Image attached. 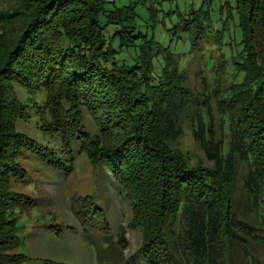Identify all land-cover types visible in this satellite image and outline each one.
<instances>
[{
	"label": "trees",
	"instance_id": "16d2710c",
	"mask_svg": "<svg viewBox=\"0 0 264 264\" xmlns=\"http://www.w3.org/2000/svg\"><path fill=\"white\" fill-rule=\"evenodd\" d=\"M10 2L3 17L19 20L0 63V264L29 258L17 250L15 210L38 201L11 187L26 175L19 156L26 149L54 168L70 169L55 150L15 130L13 83L48 92L63 145L76 142L92 163L102 162L133 189L132 225L142 239L126 263L141 255L145 264H263L264 0H235L238 33L229 39L225 28L214 31L201 5L189 10L192 18H181L178 37L187 40V56L199 54L201 70L223 77L196 92L175 33L161 40L159 0ZM205 49L218 52L205 58ZM227 67L241 76L225 79ZM81 107L97 132L85 126ZM185 125L201 150L198 163L174 146ZM71 203L83 230H109L91 197ZM123 234L115 241L109 235L108 247L124 246Z\"/></svg>",
	"mask_w": 264,
	"mask_h": 264
},
{
	"label": "rangeland",
	"instance_id": "374dc122",
	"mask_svg": "<svg viewBox=\"0 0 264 264\" xmlns=\"http://www.w3.org/2000/svg\"><path fill=\"white\" fill-rule=\"evenodd\" d=\"M234 3L235 0H159L156 8L159 9L157 25L161 29V40L167 38L166 32L175 33L173 43H177V47L181 48V57H187L184 62L187 79L195 92L200 91L202 87L207 89L216 87L218 80H222L223 77L213 78L212 73L206 70L207 67L201 70L203 65L198 58L199 54L187 56L189 49L187 40L178 37L180 33H184V30L178 28L177 24L182 22V17L192 18L195 12L188 14L189 10L198 9L201 5L205 10H209V19L214 31L225 28L226 39H229L231 35L238 33L236 26L238 18L234 14L236 12L233 8ZM11 4L10 0H0V63L19 20V16L10 20V23L4 19V11ZM200 17L206 20L205 16ZM209 32L208 29L207 33L211 38L213 34ZM213 39L212 37L210 44ZM238 39L239 36L236 37V40ZM210 50H204L205 58ZM217 52V50L212 51V56ZM230 71L228 67L225 69V79H236L241 76L232 75ZM202 73L205 78L200 77ZM203 80H206V85ZM11 85L15 101L19 105V113L13 119L15 130L28 135L37 144L55 150L57 155L62 156L64 162L70 165L68 171L54 168L26 149L18 158L26 175L23 180H12L11 187L38 201L28 211L20 208L15 210L19 238L17 250L29 257L22 264H44L45 260L66 264H145V258L141 255H136L133 261L126 263L129 256L135 253L142 239L140 227L132 225L134 223L132 206L135 199L133 189L125 188L102 162L92 163L76 142L69 144L68 147L63 145L59 129L52 125V112L47 108L48 92L40 89L30 91L16 83ZM17 111L18 108L15 113ZM81 113L85 126L90 132H97L89 112L81 107ZM214 116L218 124L219 114L216 110ZM174 146L180 148L183 153L187 152L185 155L192 164L203 159L198 144L192 139L189 125H185L183 134L174 142ZM203 163L210 166L209 162L203 160ZM90 197L95 204L104 209L109 225L107 232L83 230L71 211L72 201L75 206L83 201H89ZM95 219V224H98L99 214ZM122 232H124L125 247L117 248V245L113 244H109L108 247V236H112L114 240ZM99 249L104 252L102 256H106L103 258V263H98L102 261L98 255ZM261 259L264 264V249L261 251Z\"/></svg>",
	"mask_w": 264,
	"mask_h": 264
}]
</instances>
